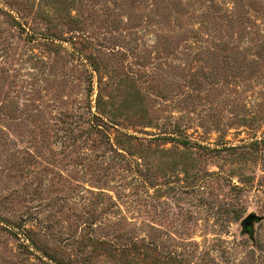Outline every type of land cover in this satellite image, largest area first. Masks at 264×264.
Masks as SVG:
<instances>
[{
    "label": "rangeland",
    "instance_id": "obj_1",
    "mask_svg": "<svg viewBox=\"0 0 264 264\" xmlns=\"http://www.w3.org/2000/svg\"><path fill=\"white\" fill-rule=\"evenodd\" d=\"M0 264H264V0H0Z\"/></svg>",
    "mask_w": 264,
    "mask_h": 264
},
{
    "label": "water",
    "instance_id": "obj_2",
    "mask_svg": "<svg viewBox=\"0 0 264 264\" xmlns=\"http://www.w3.org/2000/svg\"><path fill=\"white\" fill-rule=\"evenodd\" d=\"M260 220H261V218L257 217L255 214H250V215L246 216V218H244L241 221L243 232L247 233L250 236V238H253L254 225H255V223L259 222Z\"/></svg>",
    "mask_w": 264,
    "mask_h": 264
},
{
    "label": "trees",
    "instance_id": "obj_3",
    "mask_svg": "<svg viewBox=\"0 0 264 264\" xmlns=\"http://www.w3.org/2000/svg\"><path fill=\"white\" fill-rule=\"evenodd\" d=\"M233 219H234L235 221H239V220H241V214H236V215H234V216H233Z\"/></svg>",
    "mask_w": 264,
    "mask_h": 264
}]
</instances>
